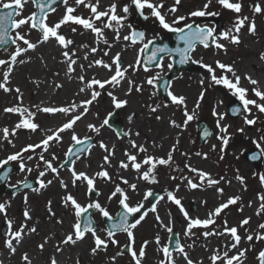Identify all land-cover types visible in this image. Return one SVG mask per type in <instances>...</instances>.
Here are the masks:
<instances>
[{"label":"snow or ice","instance_id":"snow-or-ice-1","mask_svg":"<svg viewBox=\"0 0 264 264\" xmlns=\"http://www.w3.org/2000/svg\"><path fill=\"white\" fill-rule=\"evenodd\" d=\"M58 0H0V45L10 46L5 47L8 51L7 58H0V91L5 94L15 93V104L3 108L4 114H14L19 117L18 121L11 127L4 126L0 128V149H4L7 144L11 148H16L15 138H18L20 130H28L31 133L40 132L41 139L38 142L27 143L21 146L18 150L7 152V154L0 158V182L7 183L10 173L13 171L12 165H16L19 173L25 174L24 180H18L16 183H9L8 187L12 189L11 196L14 198L20 189L30 190L32 193L42 194L54 182L59 184L63 190L60 196V202L63 209L70 212L75 217V222L70 224V230L63 234L54 245V254L47 258L46 264H59L57 254L64 252L65 246H75L82 243L91 236L92 246L89 249V255L96 257L99 253H106L109 246H116L119 250L112 256L106 257V264H118V258L124 255L130 257V264H143L147 256V247L151 243H155L157 251L160 253V258L157 264H178L177 256L181 257L184 264H203V260L195 261L191 258L185 246L181 244L178 236L174 233L173 220L169 212L168 223H165L159 214L158 205L162 201L171 202L174 204L183 215L186 225L183 229V236L193 240L192 244H188L187 248H193L195 241L201 236L205 241L209 237H227L222 247L205 249L210 252L208 260L210 264H245L247 254L250 251L255 252L256 264H264V248L255 250L253 242L264 241V223H259L256 229H251L248 226L251 223L252 217L246 216L241 219L237 225L229 226L228 220L225 219L222 227L217 225V218L230 206H236L242 197L239 195L229 196L227 200L222 201L214 209L207 213L206 218L192 217L184 208L181 198L177 193L180 189V184L176 185L175 191L164 189L162 195H156L152 189H148L144 193L141 201L131 203V196L129 192H138V183L144 181L148 184H158L159 179L157 170L164 166L171 168L172 171H180L181 175L170 176L169 179H180L184 187L190 190H203L204 188H215L216 193L223 197L224 189L219 187L222 183L231 185V179L226 176L214 177L210 172L200 168L193 167L190 163L184 164L186 169L192 175H184L183 170L175 166L174 153L178 150L179 140L171 145L165 155H156L150 152L147 140L144 143H138L141 133L139 131L133 132L132 129L126 131L120 129H113L116 137L119 140L127 138V147L123 150V159L114 165L113 160L116 159V145L109 144L103 139L94 141L92 135H80L76 128L79 122L84 120L91 114V108L98 103V98L106 93L110 98L113 110H120L126 108L129 104L127 97H130L133 92L143 93L144 85L147 84L155 89L161 79V73L166 68L171 70L174 63L184 65L189 62L199 64L201 68L205 69L207 79L211 84L222 85L228 89L231 94L236 97L241 107H233L231 112L233 115H243L244 124L247 126H254L258 122V116L253 113V108L260 114H264V89L260 87V82L254 79L249 73L238 74L235 67V61L231 64H225L217 59L213 64L204 63L203 57L194 59L198 46L204 49L214 47L219 51L227 52V45L221 41H227L228 44L239 46L242 43L241 32L242 29L247 28V33L250 36L257 35V25L255 21L256 15H264V6L257 0L250 5L252 17L242 15V0H215V2L223 9L230 10L235 13V17L231 26L224 31L217 32L215 27L209 25H201L195 23L193 18L197 17H213L219 16V12L208 11L213 3V0H205V3L199 7L191 10L187 15H175L179 11V6L182 0H173L170 7L165 8L164 0H129L120 6L119 0H111L107 7H103L101 0H59L63 6L64 12L61 18L53 23H48L50 14L55 13ZM31 3L34 10L27 16L24 15V9L27 4ZM131 6L140 14L144 20L154 18L158 22L159 27L167 32L176 35L177 47H169L167 44H156L157 35L148 37L144 31L131 30V25H126L124 22L130 12ZM88 10V15L77 14L79 8ZM145 9L149 10L145 14ZM172 19L169 21L168 17ZM18 17V18H17ZM192 22H189V21ZM73 24L78 25L85 31H90L93 34V43H83L73 48L75 41L66 37L60 29L62 26ZM27 25L28 31H20ZM128 28L127 34L121 35V30ZM32 31L40 33L36 41H32L29 37ZM72 33L77 32V28L71 29ZM106 31L113 33L112 41L110 42ZM54 41L55 45L60 49L59 63L64 65V77L67 81L78 82L76 91L73 93L70 100H65L62 104L45 103L41 101L39 104L26 106L23 104L24 93L19 85H12V74L18 65L23 66L32 62V58L27 56L31 51L34 52L42 45ZM124 41L123 49L111 54V49L115 43ZM103 44L105 47L101 49L99 45ZM129 47H133L135 51L134 61L124 64L122 59L123 51ZM78 51L83 52V55H78ZM102 51L103 56L110 57L109 61H105L102 57L95 58L98 52ZM173 57H178V60H173ZM53 59H56L53 57ZM259 61L264 62V52H260L258 56ZM41 64L47 68V61L44 56L39 57ZM83 61V62H82ZM96 68L106 70L107 76L103 79L98 78L93 74L89 77L88 73ZM156 71L155 75H148L141 83L133 80L129 73H137L143 71L144 73H151ZM79 70V71H77ZM219 73V74H218ZM54 77H59V72L53 73ZM246 80L253 87L251 89L241 86V80ZM29 81L39 88L40 84L45 83L46 80L34 79L29 77ZM204 79L200 80L202 90L199 93V98L195 102L193 110L190 112L187 107V97L175 93L171 81L161 85L164 88L166 97L171 105L176 106L177 109H182L183 122L178 123L174 118L169 117L168 125L171 128L183 129L189 122L196 118V110L200 108L201 101L204 99L205 90L203 85ZM127 85L125 88L124 85ZM51 87L54 91L64 88V83L53 79ZM122 91L121 98L117 92ZM251 92L257 99H249L248 95ZM155 91L152 95H155ZM82 97V98H80ZM79 98V99H78ZM170 105L164 104H146L150 118L157 121L165 119L162 115H156L162 107L166 108ZM34 109V110H33ZM39 114H47L49 116L60 115L61 121L54 127L42 128L36 122V117ZM99 119V113L93 114ZM114 111H109L102 121L98 124L93 122L86 123V128L95 136H100L105 127L111 128V118ZM174 115V114H173ZM225 113L217 111L214 106L212 109V116L215 117V126L217 134L215 139L219 141L220 159L223 160L226 154V149L230 143L231 133L229 132L230 125L224 124ZM135 113L128 115L127 120L130 124L134 123ZM243 133L244 129H238ZM69 133L70 143L67 149L63 152V159H61L54 151L53 147L56 145H63L64 134ZM212 133L205 128L202 132V138L206 139ZM252 143L258 151H254L248 159L256 161L264 157V131L257 139H253ZM98 147L105 154L102 158V163L98 166L99 170L92 174L85 171H78L76 164L82 158H87L91 155L92 150ZM152 149L162 148V144H157L153 141ZM217 145H211V151H216ZM6 151V149H4ZM182 156L188 157V153L182 152ZM195 155L201 159H208L207 152H196ZM90 166V165H89ZM115 168V177L119 180L116 182L112 172L109 169ZM67 171L70 174V184L73 189L77 187H85V195L88 197V203L82 205L77 198L69 191V182L62 176L61 172ZM121 171H132L135 173L136 182L130 181L126 176L121 175ZM36 172L35 185L28 182V176ZM258 175L261 186L264 187V174ZM46 177H51L45 179ZM235 179L240 182L244 189V177L240 176L237 170ZM97 181L105 184H112L107 201L116 199L119 205V212L113 216L108 207L102 204L100 197L103 195L97 186ZM198 181V182H197ZM186 182V183H185ZM95 196L96 199H92ZM151 202L150 207L146 206L145 201ZM258 202V204H257ZM23 203L25 205L23 211V222L18 228H14L15 221L8 217V208L11 206L10 201L5 200L0 202V214L5 217V224L7 225L6 238L4 239V247L8 250L9 256L16 254L18 247H20L25 237L32 234H38L36 224L29 226V221L33 219L32 210L29 205V194L24 192ZM202 204L207 201H201ZM254 214L257 217L264 216V193H257L256 201H249L248 207H254ZM48 218L55 219L58 225L64 224V219L58 217L56 211L53 209V201L49 199L45 205ZM90 210H94L104 221L105 226L99 228L92 218ZM238 211L243 212L244 206L241 204ZM154 214L156 224L159 228L165 230L172 237L175 235L176 241L174 246L161 243V238L156 235L153 241L144 240L137 250L135 247V230L146 219L149 214ZM38 223V221H37ZM99 228V231H98ZM240 229L244 230L245 235H240ZM202 230V231H197ZM102 233V234H101ZM118 233L126 234L127 243L124 246L120 245L116 238ZM242 240L248 242V247L241 248ZM49 243V238L44 237L43 241L36 245V248L42 253L45 245ZM23 264H33V258L28 252L21 255ZM0 264L3 261L0 260ZM75 264H80L77 257Z\"/></svg>","mask_w":264,"mask_h":264},{"label":"rangeland","instance_id":"rangeland-1","mask_svg":"<svg viewBox=\"0 0 264 264\" xmlns=\"http://www.w3.org/2000/svg\"><path fill=\"white\" fill-rule=\"evenodd\" d=\"M120 6L123 7L124 3H128L129 0H119ZM165 2V8H168L172 5L173 0H164ZM257 2V0H242L243 8H242V15H247L250 18L252 17V12L250 9V5ZM259 2L264 6V0H259ZM111 3V0H101V4L103 7H107L108 4ZM205 3V0H182L181 5L179 6V11L175 15H187L188 12L195 8L201 7ZM34 10L33 5L31 3L27 4L24 9V15L27 16L29 13H31ZM145 14L149 13L148 9H145ZM208 11H214L219 12V16H213L208 17L207 21L202 22L201 17L193 18L195 23L201 24V25H209L212 27H215L214 25V19H218V21L221 23L222 31H224L227 27L231 26L232 21L235 17V13H233L230 10L223 9L221 6H219L215 0H213L212 5L208 9ZM64 12V8L61 5L57 8V11L55 13L50 14L48 18V23L53 24L57 22L62 14ZM77 14H82L84 16H87L88 10L84 8H79ZM18 18V17H17ZM169 21L172 19L171 16L168 17ZM255 21L257 25V35L250 36L247 33V28L242 29L241 32V39L242 43L239 46H234L231 44H228L227 41H221V43H224L227 45V52L219 51L217 53V50L212 47L209 49H204L203 47L198 46L195 53L193 54L194 59H200L203 57L204 63L213 64L214 61L219 59L225 64H231L233 61H235V67L237 69L238 74L243 73H249L253 76L254 79L259 80L260 87L264 89V72L262 71V68L260 67V64H263V62L259 61L258 56L260 52H264V15H256ZM189 22H192L191 20ZM126 25H131V30L135 31H144L148 35L149 38H151L153 35H157V39L162 38L166 35L167 31L161 29L159 27L158 22L155 21L154 18H149L148 20H144L140 14L135 10L134 6H131L130 12L127 16L126 21L124 22ZM75 27L77 28V32L74 34L72 33L71 29ZM20 31H28L27 25H25ZM60 31L68 38H71L75 41V44L72 46L73 48H77L78 45L83 43L92 44L93 43V34L90 31H85L83 28H81L78 25L68 24L65 26H62ZM129 29L126 27L121 30V35L127 34ZM106 35L108 36L109 41H112L113 33L110 31H106ZM40 36V33L37 31H32L30 35V39L32 41H36ZM124 41H121L119 43H115L114 47L111 49V54L115 55L116 52H119L123 49ZM53 44L55 47L56 54L54 57L56 59L51 60V62L47 65V67L53 66L55 68V71L47 73L45 70H39L35 65H31V63L23 65L24 66V80L28 79L29 77L40 79V80H46L44 84L45 89H42V84H40V87L36 89V93H44L47 92L48 95L52 93L51 88L49 87V83L53 79V73L59 72L58 69H62L64 73V65L60 64L58 61L60 59V49L55 45L54 41H50L49 43L42 44L39 47V51L29 52L27 56H30L32 59H36L38 56H41L43 52L46 50L45 45ZM101 49H103L105 46L103 44L99 45ZM11 48H9V51ZM78 55L82 56L83 52L78 51ZM8 51L0 50V58H7ZM103 58L105 61H109L110 57L103 56V52L100 51L96 54L95 58ZM135 57V51L133 47H129L127 50L123 51L122 53V59L125 65L128 63H131L134 61ZM165 62V70L163 73H161V77L168 74L169 70L166 68ZM197 66V70L193 73L182 71L179 76L172 82L173 89L175 93L181 94L187 97V107L188 110L191 112L195 106L196 100L199 98V93L202 90V87L200 85V80L204 79L205 83L203 85V89L205 90V96L204 99L201 101V106L199 109L196 110V118L193 119L189 124L181 129H175L171 128L168 125V119L169 117L174 118L178 123L183 122V116H182V109H177L176 106L171 105L170 102H166L162 100L156 93V90L153 89L151 86L145 84L144 85V91L143 93H135L133 92L130 97H127L129 100V104L126 108L120 109V110H113L110 102V98L106 100L105 105H102V99L106 93L102 94L101 97L98 98V103L92 106L91 108V114L88 116L91 118V122L93 123H99L104 119V117L107 115L109 111H114L117 115V122L121 125V130L126 131V129H132L133 132L139 131L141 133L139 138H136L133 136L134 139H138V143H144L145 140H147L148 144H152L153 141H155L157 144H162V148L153 149L152 152H154L156 155H165L166 152L169 150L171 145L176 142V140H179L178 144V150L174 153V160H175V166H178L179 169L183 170L184 175L191 176L192 174L189 173L186 169H184V164L190 163L193 167L203 169L205 171L210 172L214 177L219 178L220 176H226V178L231 179L232 183L231 185L222 183L219 185V187H222L224 189V195L223 197H220L216 191L215 188H204L203 190H190L184 187V184L181 183L180 179L171 180L169 179L170 176H177L179 177L181 175L180 171H172L171 168L161 166L157 170V176L159 179L158 184H148L144 181H140L138 183V192L136 193V196H131V203L139 202L143 199L144 193L148 189H152L155 192H158L160 195L163 194L164 189L175 191L176 185L180 184L179 192L177 193L178 197L181 198L182 204L184 208L189 212V215L192 217H199L201 219L206 218L207 213L214 209V207L218 206L219 203H221L224 200H227L229 196L239 195L242 197L241 201L238 202L236 206H230L228 209L224 211V213L221 214L220 217L217 218V225H214L212 227L221 226L223 225V222L225 219L228 220L229 226L237 225L238 222L243 219L246 216H251L252 220L250 225L248 226L251 229H256V226L259 223H264V216L257 217L254 214V208L257 205H254V207L249 208L248 202L249 201H256L257 193H264V187L261 186L260 180L258 175H254V173L257 174H264V157H262V160L260 164L257 165H249L246 160L244 159L245 152L252 148L254 150H257L255 148V145L252 143L253 139H257L261 135V131H264V114H260L256 111L255 108H253V113L258 116V122L254 126H247L244 124L243 115L240 116L237 120H231L227 114V107L230 102L233 100H236L239 102V100L234 97L231 92L224 88L222 85H215L211 84L209 80L207 79V73L205 69L201 68L199 64H195ZM264 67V66H263ZM20 68V65L16 67ZM50 69V68H48ZM100 68H96L91 70L90 77L95 74L98 78H100L99 74H97L95 71L99 70ZM79 71V70H77ZM94 71V73H92ZM156 71L153 70L151 73H144L143 71H139L135 74L129 73V76L135 80L137 83H141L144 78L148 75H155ZM88 73V74H89ZM219 74V73H218ZM103 79V78H101ZM241 86L251 89L253 86L250 85L246 80H241ZM127 85L125 84V88ZM155 91V95H152V92ZM3 91H0V97ZM249 99H257L254 95L249 92L248 95ZM32 99L35 102L43 101L44 96H39L38 94ZM47 100V98L45 97ZM3 99L0 98V104H2ZM4 102V101H3ZM168 103L169 107H162L160 111L156 113V115H162L165 117L162 121H157L153 118H150L147 108L145 107L146 104H164ZM217 108V111L225 113V119L223 121L224 124L230 125L229 132L232 134L230 143L226 149V154L224 156V159L221 160L220 153H219V141H217L214 138L209 139L204 144H199L197 133H196V125L199 122H206L211 130L214 132V134H217V129L215 126V117L212 116V109L213 107ZM132 110L131 113H135V119L134 123L127 126L126 129L124 127L127 124V117L129 115V110ZM99 113V119L93 120V114ZM130 113V114H131ZM174 114V115H173ZM38 123L40 125H43V119H38ZM243 128L244 132L241 133L238 131V129ZM83 135H92L94 138V141H98L100 139L105 140L110 145L115 144L116 147V159L112 161L114 165L118 164V161L120 159H123V150L125 147H127V138L124 140H119L116 137V133L113 131L112 128L105 127L102 130V133L100 136H95L94 133L82 132L80 133ZM15 142H20V132H18V138H15ZM216 144L217 149L216 151H211V145ZM6 149V151L4 150ZM4 149H0V158H3L6 153L11 149V146L5 144ZM67 149V147H66ZM65 149V150H66ZM64 150V151H65ZM53 151L61 158L63 159V152L60 151L59 148L53 147ZM99 148L96 147L92 150V153L87 158H82L77 162L76 168L78 171H81V165L84 162L89 163V168L87 169V173L92 174L97 170V167L102 163V159L96 156L98 153ZM207 152L208 153V159H201L200 157H197L195 155L196 152ZM258 151V150H257ZM185 152L188 153V157L182 156L181 153ZM105 154V153H104ZM104 156V155H103ZM13 171L9 177V180L4 185L0 184V202H3L5 200L10 201V207L8 208V217L11 219H14L15 224L14 228H18L19 225L23 222V211L25 208V205L23 203V194L24 192H28L29 194V205L32 210V217L33 219L29 221V226H32L33 224H36L38 234H32L30 237L38 236L39 234L44 235L49 238V243L45 245L44 254L41 253L39 249H36V246H29L24 248V252H28L30 256L33 254L34 260L42 261V259L47 260L50 256L54 254V245L63 237V234L70 230V224L75 222V217L70 213L67 212L63 207L61 206L60 202V196H59V189L49 191L44 190L42 194H36L32 193L30 190H24L22 192H19L14 198L11 196L10 193L3 194V191L5 188L10 189L8 187L9 183H16L18 180H24L25 174L19 173L18 168L16 165H12ZM2 169H0L1 171ZM237 170L240 176L244 177L245 184L247 186L246 190L244 189V186L240 184L239 181L235 179V176L237 175ZM112 172L114 179L116 169L112 168L109 170ZM121 175L126 176L130 181L136 182L135 180V173L132 171L123 172L121 171ZM36 172H33L28 176V181L32 182L34 186L35 185V179H36ZM65 175L63 174V177ZM51 177H46L45 179H48ZM116 182L118 183L119 180L116 179ZM198 182V181H197ZM186 183V182H185ZM56 182L53 183L55 185ZM97 186L103 193V195L99 198L102 204H105L107 207L113 206L112 209V215H117L119 209L118 201L116 199H113L112 201H107V196L109 195L111 189L113 188L112 184H105L101 181H97ZM69 191L72 193H75V197L77 200L82 204L85 205L88 203V197L85 195V187H77L73 189L71 187V184L69 183ZM204 196L207 201L206 205L202 204L201 201H203L202 197L198 196ZM198 197V198H197ZM51 199L53 201V209L56 211L58 217H62L64 219L63 225H58L55 223V219H49L48 214L45 208V205L47 201ZM92 199H96L95 196L92 197ZM146 206L150 207V204L148 201H145ZM244 206V211L240 212L238 211V208L240 205ZM258 204V202H257ZM159 214L163 218L165 223H168L169 215L168 213H171V218L173 220V229L176 234H179L178 238L186 248V250L189 252L191 258L195 261L203 260V264H210L208 257L210 255V252L205 249V245H207L208 249L222 247L223 243L227 237H209L208 241H205L204 238L201 236L199 239L195 241V246L193 248H187L188 244H192L193 240L189 239L187 237L183 236V229L186 225V222L183 218V215L180 213L179 209L172 204L171 202L162 201L158 205ZM92 218L95 221V223L99 226V228L104 227V221L99 216L98 213H95L94 210H92ZM177 218L182 219L181 222L177 221ZM153 225L149 226V229H138L135 235L136 244L135 247L138 250L140 245L144 240L153 241L156 235H159L161 238V243L167 244L169 241V233H167L165 230L158 227L156 224L155 216L154 214H149L146 219L142 223H147L152 221ZM38 221V223H37ZM141 223V224H142ZM6 225L5 224V217L0 214V229ZM98 228V231H99ZM202 231V230H197ZM240 235L244 236V230L240 229ZM102 234V233H101ZM6 236L0 235V255L3 256V253L5 252L4 247V239ZM117 239L120 242L121 246H124L127 243L126 234L118 233ZM91 236L89 235L85 241H83V249L73 251L75 246L68 245L65 246L64 252L62 254H57L58 256L63 257H69L71 260V264H75V260L78 257L80 260V264H106V257H110L114 255L119 249L116 246H109L106 253L101 252L96 257H92L89 255V249L92 246ZM254 248L256 251H258L260 248H264V241L261 242H253ZM248 242L246 240H242L240 247L246 248L248 247ZM147 256L143 262V264H157L158 259L160 258V253L157 251V246L155 243H151L147 249ZM21 255L22 253L17 252L15 255H13L11 258H9L10 264H23L21 261ZM178 264H184V261L181 257L177 256ZM59 261V259H58ZM60 263V262H59ZM35 264V261L34 263ZM118 264H130V257L128 255H124L122 257L118 258ZM245 264H256L255 261V252L250 251L247 254V260L245 261Z\"/></svg>","mask_w":264,"mask_h":264},{"label":"bare ground","instance_id":"bare-ground-1","mask_svg":"<svg viewBox=\"0 0 264 264\" xmlns=\"http://www.w3.org/2000/svg\"><path fill=\"white\" fill-rule=\"evenodd\" d=\"M39 47L36 49L37 51H39ZM45 48H46V50L43 52L42 55L44 56L45 60L47 61V65H48L51 62V60H53V57L56 54V52H55V47H54L53 44L45 45ZM39 57L40 56H38L36 59H32V62H31L30 67L32 65H35L37 67V69H39L40 71L41 70H45L47 73H50V72L55 71V68L53 66H50V67L45 68L41 64V62L39 60ZM263 66H264L263 64H260V67L262 68V71L264 72V67ZM48 68H50V69H48ZM24 69H25L24 66H20V68L15 69V71L13 72L12 77H11V79H12V85L11 86L19 85L21 87V89H22V91L24 93V96H23V104L26 105V106H31V105H34V104H39L41 102V101L35 102L32 99V97L34 98L37 94L39 96H41V95L44 96L43 101L45 103L62 104L65 100H70L72 98L73 93L77 89L78 82H76V81H72V82L67 81L66 78L64 77V73H63L62 69L60 68V69H58V71L60 73V76L59 77H53V79L63 82L64 83V88L61 89V90L54 91L53 88L51 87V82H52L51 81L49 83V87L52 90V93L50 95H48L47 92H44V93H39L38 92V93H36L37 87L29 81V78L26 79V80H24V77H25L24 74H23ZM95 72L97 74H99L100 78H105L108 75L107 72H106V70H104L102 68H100L99 70H96ZM92 73H94V71H92ZM88 75L90 77V73ZM124 87H125V85H124ZM41 88L42 89H45L44 84H42V87ZM117 94L120 95L121 98H124L122 91H119L118 90ZM14 96H15V93L5 94L3 92L1 94V97L0 98H2L4 102L2 101V104H0V128H2L4 126L11 127L19 119V117L17 115H14V114H4L3 113V108L4 107L10 106V105L16 103V101L14 100ZM45 97L47 98V100L45 99ZM80 98H82V97H80ZM107 99H108V96L106 94V95H104V97L102 99V105H105ZM131 112H132V110L130 109L129 110V114ZM40 118L43 119V125H41L42 128H44V127H54L62 119V117L60 115L49 116L47 114H39L36 117V122L37 123H38V119H40ZM93 120L94 121L97 120V118H96L95 115L93 116ZM88 122H91V118L89 116H87L84 120H82L81 122L78 123L76 130H77V132L79 134L82 133V132H87L88 131V129L86 128V123H88ZM127 126H129L128 120H127V124L124 127V129H126ZM19 132H20V142H15L16 143V148L15 149L11 148L8 152L16 151L21 146H23L24 144L38 142L41 139L40 132L31 133L28 130H23V129L20 130ZM69 136H70L69 133L64 134V143H63V145L62 146L61 145H56L55 147L59 148L60 151H64L66 149V147L68 146V144L70 143ZM151 145L152 144H148L150 152L153 151ZM52 151H53V149H52ZM103 155H104V152L101 149H99V151L96 154V156L99 157L100 159H102L103 158ZM88 168H89V163L88 162H84L81 165V171L87 172V169ZM98 169L99 168L97 167V170ZM63 174L65 175L64 177H63ZM61 176L66 181H68L70 183V174L67 171H62L61 172ZM57 189H59L58 190L59 191V196H61L63 190L59 187V184L58 183H56L55 185H51L47 190L53 191V190H57ZM129 193L131 195L136 196V193L137 192L136 193L129 192ZM72 194L74 196H76L75 193H72ZM198 197H202L203 201H205V199H206L203 195L202 196H198ZM108 209H109L110 213L112 214L113 206H109ZM177 221L178 222H181L182 219L177 218ZM153 223H154L153 220L150 221V222H147V223H142L135 230V235H136V232H137L138 229H144L145 228L146 230H148L149 229V226L150 225H153ZM44 237H46V236L41 235V234H39L36 237L35 236H33V237H30V236L25 237L22 245L20 247H18L17 252L23 253L24 248L29 247V246H33V245L36 246L38 243H40V242L43 241V238ZM82 249H83V245L82 244H77V245H75L73 251H77V250H81L82 251ZM4 251L5 252L3 253V256L0 255V260L3 261V264H10L9 258H11L12 256H9L8 250L6 248H5ZM44 253L45 252L43 251V254ZM31 257L33 258V263L35 261V264H46V262H45L44 259H42V261H39V259L38 260L37 259L34 260L33 254L31 255ZM58 257H59L58 259H59V262H60L59 264H71V260H70L69 257H63V256H58Z\"/></svg>","mask_w":264,"mask_h":264},{"label":"water","instance_id":"water-1","mask_svg":"<svg viewBox=\"0 0 264 264\" xmlns=\"http://www.w3.org/2000/svg\"><path fill=\"white\" fill-rule=\"evenodd\" d=\"M61 4L59 3V0L57 2V5H54V7H58L60 6ZM2 10V9H1ZM2 11H7V10H2ZM215 24H216V29H217V32H220L222 31V28H221V25L220 23L216 20L215 21ZM156 44H167L169 47H177V46H182V45H178L177 41H176V35L174 33H168V35L164 38V39H161V40H158V41H155ZM5 47H10V46H3V45H0V49H5ZM179 58L178 57H173V60H178ZM181 70H184V71H187V72H195L197 70V67L189 62L187 64H184V65H180V64H177V63H174V66L173 68L170 70L169 74L163 78L160 79V81L158 82V85L156 87V92L159 96H161L164 100H167V97H166V94H165V91H164V88L161 86L163 84H165L166 82L168 81H173L181 72ZM233 107H241L242 106L236 102V101H232L228 107V114H229V117L232 119V120H236L240 117V114H237V115H233L232 112H231V109ZM117 120V115L114 114L111 118V125H112V128L113 129H120L121 130V127L120 125L116 122ZM207 128L211 133L212 135L207 137L206 139L202 138V132L203 130ZM197 134H198V140H199V143L200 144H203L205 143L207 140H209L210 138H214L215 135L214 133L211 131V129L208 127V125L205 123V122H200L198 125H197ZM255 150H248L245 154V159L248 161V163L250 165H254V164H258L261 162V158L256 160V161H252L250 159H248V156H250ZM11 174V173H10ZM1 185H4L5 183L3 182H0ZM25 189L21 188L20 191H23ZM9 192L11 194L12 192V189L11 190H8V189H5L3 191V193H7ZM156 195H160L158 194L157 192H154ZM150 204L151 202H154V198H150L149 200ZM90 212L92 213V210H90ZM6 232H7V226L3 227V229L1 230V235L2 236H5L6 235ZM175 233V232H174ZM176 236L173 235L172 237H170V243H169V246H174L175 245V241H176Z\"/></svg>","mask_w":264,"mask_h":264}]
</instances>
